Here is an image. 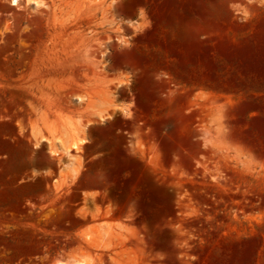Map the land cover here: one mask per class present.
<instances>
[{
    "label": "rangeland",
    "instance_id": "rangeland-1",
    "mask_svg": "<svg viewBox=\"0 0 264 264\" xmlns=\"http://www.w3.org/2000/svg\"><path fill=\"white\" fill-rule=\"evenodd\" d=\"M36 1L0 0V264H264V0ZM121 77L145 129L94 126L84 181L125 223L78 228L90 197L16 183L28 124Z\"/></svg>",
    "mask_w": 264,
    "mask_h": 264
},
{
    "label": "crops",
    "instance_id": "crops-1",
    "mask_svg": "<svg viewBox=\"0 0 264 264\" xmlns=\"http://www.w3.org/2000/svg\"><path fill=\"white\" fill-rule=\"evenodd\" d=\"M138 15L140 17L139 13ZM135 23L141 24L142 21L135 20ZM130 83V79L121 77L117 82L110 83L106 90L89 91L82 97V101L78 98L74 105L64 106L61 113L48 111L44 115L33 117L32 123H26L31 133V146L22 160L24 165L16 183L43 180L57 194L63 195L76 190L83 197H90L92 209L101 211L97 218L100 221L82 222L78 228L107 222L110 229L119 231L121 228L114 223H125L122 215H105L109 204L114 201L106 194V185L93 179L100 174L94 173L87 182L84 178L90 161L107 152L105 148H98L94 141V126L112 128L116 119H120L132 124L133 128H114L118 130V135L121 134L120 131L125 132L124 136L130 141H134V132L145 129L143 113L136 95L129 89ZM16 128L18 133H22L19 125ZM35 140L41 145L35 147ZM92 146L97 148L90 151ZM17 156L13 158L17 160ZM10 158L12 160L9 156V160ZM76 209L81 210V205Z\"/></svg>",
    "mask_w": 264,
    "mask_h": 264
},
{
    "label": "bare ground",
    "instance_id": "bare-ground-1",
    "mask_svg": "<svg viewBox=\"0 0 264 264\" xmlns=\"http://www.w3.org/2000/svg\"><path fill=\"white\" fill-rule=\"evenodd\" d=\"M11 2H12L13 4H17V3L19 2V0H11ZM27 3H28V4H37L38 2H37L36 0H27ZM75 145H77V143H75ZM89 237H90V235H89ZM79 263H80V264H87V261H86V260H82V261H80ZM58 264H64V262L59 261Z\"/></svg>",
    "mask_w": 264,
    "mask_h": 264
}]
</instances>
